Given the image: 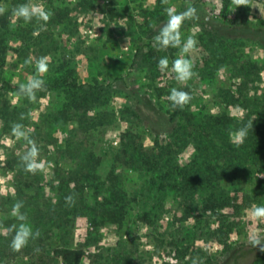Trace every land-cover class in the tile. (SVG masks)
Segmentation results:
<instances>
[{
  "label": "rangeland",
  "instance_id": "rangeland-1",
  "mask_svg": "<svg viewBox=\"0 0 264 264\" xmlns=\"http://www.w3.org/2000/svg\"><path fill=\"white\" fill-rule=\"evenodd\" d=\"M26 2L0 0L9 9ZM36 2L42 3L51 17L54 12L62 13V19L55 25L47 22L45 30L34 34L40 26L35 20L13 24L10 16L7 29L1 32L7 53L0 64V107L8 108L14 119L6 127L0 119V221L5 226L18 223L10 216V210L16 200H22V211L41 236L22 251L13 252L9 247L11 236L0 234V264H63L52 259V250L60 246L81 249V264H184L191 253L223 259L226 243L246 242L251 230L264 229V223L256 225L246 214L251 205H264V194L253 192L257 189L254 175L244 177L241 183L249 197L247 205L227 221L233 224L232 231L221 236L217 232V216L195 211L194 205L205 193L200 191L193 196L191 216L180 220V199L172 189L161 190L157 175L135 170L117 159L121 140L128 133L137 136L145 148L152 146L145 126L132 116L135 96L148 95L157 107L176 113L179 120L184 113L197 119L225 114L232 121L231 130L235 129L249 111L244 99L250 103L264 100V49L249 42L213 39L195 19L186 20L181 32L184 39L193 35L198 41L189 57L198 75L181 85L170 71L161 72L157 67L165 56L171 66L179 51L153 47L152 38L167 19L161 0H94L95 6L90 10L78 7L79 0ZM189 3L202 6L210 18L221 24L264 25V0H250L244 6L233 4L232 0H170L178 12ZM41 56L50 57L49 71L42 77L45 85L52 77L73 70L79 85L98 88L99 97L88 111L86 122L79 119L81 112L68 106L63 84L57 88L45 86L44 91L37 92L36 102L17 100L13 95L21 83L35 74L34 63L25 65V60ZM172 88L188 91L192 96L183 110H173L167 100ZM21 113L27 118L20 120ZM15 122L31 130L40 158L54 164V168L35 175L23 170L20 156L25 150L24 141H16L11 134ZM168 138L162 136L159 141L164 143ZM174 150L180 165L193 160L197 153L193 144ZM80 169L90 170L85 177L90 181L75 192V203L84 200L82 203L87 206L84 211L76 204L67 205L58 190L60 180L71 181ZM110 172L117 177L113 187L127 195L121 224L101 223L90 210L94 204L100 205L98 199L109 195ZM221 186L230 190L225 181ZM72 187L73 182H69ZM37 248L39 252L35 251ZM186 249L188 254L181 259V252Z\"/></svg>",
  "mask_w": 264,
  "mask_h": 264
},
{
  "label": "trees",
  "instance_id": "trees-1",
  "mask_svg": "<svg viewBox=\"0 0 264 264\" xmlns=\"http://www.w3.org/2000/svg\"><path fill=\"white\" fill-rule=\"evenodd\" d=\"M94 4V0H79L77 3L78 7L87 10L93 9ZM194 7L197 9L198 17L195 20L208 29L209 37L221 41L254 43L264 49V25L253 26L246 22L221 24L210 18L202 6ZM61 14L54 12L48 22L55 25L56 21L62 19ZM9 17L10 12L0 16V64H3L7 53L5 37L1 32L7 29ZM245 76H249V71H246ZM50 80L51 82L45 85L47 88H57L62 84L66 86L68 106L81 112L79 119L82 120L81 122H86L88 111L99 97L98 88L79 85L73 70H67L64 75L54 79L52 77ZM5 86L12 89L7 83ZM243 102L250 112L247 111L241 121L236 123V128L253 118L256 119L247 139L237 147L229 139L228 133L232 129V121L227 115H205L202 119H197L194 115L184 113L179 120L176 113L164 112L157 107L148 95L135 96L132 116L145 126L152 137V146L145 148L137 136L128 133L121 140V153L117 155V159L121 158V164L131 166L135 170L140 169L149 175H157L156 180L161 190L172 189L171 191L180 199V220L191 216L193 196L200 191L205 193L200 197L199 204L194 205L196 213L217 216L220 219L217 232L221 236H227L233 226L227 221L242 211L248 203L249 197L244 193L241 185L244 177L254 175L257 189L253 192L258 195L264 194V100L256 99L250 103L244 99ZM0 119L6 127L13 121L14 114L8 108L0 107ZM162 136H168V141L161 143L159 137ZM185 144H193L197 153L193 160L180 165L176 162L174 148L180 149ZM82 170L75 173L71 181L67 179L59 181L58 190L61 191L62 198L69 195L76 198L75 192L90 181V178H85L90 174V170ZM107 181L111 183L109 195L98 199L100 205L94 204L90 210L96 213L94 216H97L101 223L108 221L121 224L126 212L127 195L117 187H113L114 182L117 181L114 172H110ZM224 181L230 185V190L221 186ZM69 182H73L71 189ZM82 202L75 204L84 211L87 206ZM98 207L99 211H97ZM187 252V249L183 250L180 258L185 259ZM52 254V259L61 260L63 264H81L84 256L81 249L66 246L53 249ZM223 254L225 257L219 259L217 255L204 258L202 253L197 256L191 253L184 264H191L192 258L196 257H200L203 264H264V255H262L264 252L252 248L248 239L235 245L226 243Z\"/></svg>",
  "mask_w": 264,
  "mask_h": 264
},
{
  "label": "clouds",
  "instance_id": "clouds-1",
  "mask_svg": "<svg viewBox=\"0 0 264 264\" xmlns=\"http://www.w3.org/2000/svg\"><path fill=\"white\" fill-rule=\"evenodd\" d=\"M232 2L237 6H244L249 4L250 0H232ZM161 4L166 6L163 11L167 19L159 28L157 34L153 36V47L157 48V50L175 48L179 51L177 57L171 61V66L168 57L165 56L159 59L157 67L161 72L170 71L179 84L186 85L189 80L198 75L193 70V61L189 58L191 53L196 49L198 41L193 35H189L184 39L181 29L186 20L198 18L197 9L189 3L184 11L178 12L175 5H170V0H161ZM9 11L13 24L21 20L25 24H28L35 20L40 26L34 34L45 30V26L52 16V13L42 3L36 2V0H28V2L15 5L10 9L7 5L0 4V16ZM33 63L35 74L30 75L26 83L19 85L17 91L13 94L17 100L25 98L29 102H36L37 92L45 90V80L42 77L49 71L50 57H29L24 62L25 65H32ZM191 99L192 96L188 91L178 88H172L170 94L167 96V100L170 102L173 110H183ZM13 103H16V100ZM26 118V115L21 113L20 120ZM255 119L253 118L247 123H242L239 128L229 131V139L235 146L239 147L247 139L249 131L253 128V121ZM30 131L24 124L19 122L11 125V134L15 140L24 141L25 150L20 156V165L25 172L33 175L37 172L47 173L55 165L40 158V148L35 139L31 137ZM65 202L69 206H74V196H66ZM23 208L24 202L22 200H16L11 207L10 216L18 221V223L5 226L3 221H0V234L11 236L9 247L13 252L22 251L29 245L30 241H35L41 236L40 230H34L28 222L27 213L22 211ZM246 214L254 224L264 223V205L253 204L249 209H246ZM248 243L252 248H258L260 252H264V229L257 227L251 230L248 233ZM35 251L39 252L40 250L37 248ZM191 264H203V260L200 257L192 258Z\"/></svg>",
  "mask_w": 264,
  "mask_h": 264
}]
</instances>
